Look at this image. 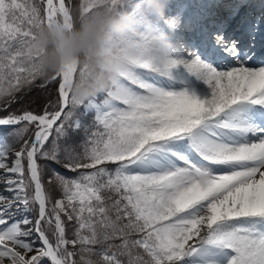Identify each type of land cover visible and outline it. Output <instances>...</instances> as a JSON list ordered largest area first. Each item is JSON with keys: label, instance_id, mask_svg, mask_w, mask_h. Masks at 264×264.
I'll return each mask as SVG.
<instances>
[{"label": "rangeland", "instance_id": "374dc122", "mask_svg": "<svg viewBox=\"0 0 264 264\" xmlns=\"http://www.w3.org/2000/svg\"><path fill=\"white\" fill-rule=\"evenodd\" d=\"M69 1L63 0V3H65L66 9H69L72 18L73 13L68 5ZM78 1L80 14L84 15V13L92 11L88 18L94 26H97L95 31L100 30L102 35L99 31V34L92 40L93 50H88V52L84 51V39L81 34L78 36L79 39L75 40L77 56H80L81 60L82 56H86V58L83 61L84 68L81 71L80 81L70 90L69 96L73 95L70 102L81 103V100H84V111L92 112L104 126L106 138L103 143H100V147L95 148L97 153L106 152L105 160L124 161L121 177L131 190L135 191L136 216H141V220L144 221L139 230V236L143 237L142 242L155 247L160 255L158 264H264V212L253 215L259 222L237 221L236 219L231 222L224 218L217 219L202 229L198 239L187 242L183 235L192 229L188 218L191 215L194 216L195 209L197 211L200 205H203L204 200L196 198L189 205H184L179 199L177 201L174 199V195H178L176 186L170 187L171 183L177 185V182L181 181L184 176L186 179L189 178L188 174L177 175L175 173L177 167L186 168L188 172L190 170L192 173L199 174L201 171H205L207 174L212 169V171H216L214 174L226 176L240 168L244 167L243 169H245L253 166L254 162H250L254 161L252 158H255L258 161L256 163H259V160L264 158L263 155L259 157L251 154L248 157L246 153L242 155V158L239 156V159L234 160V158L222 155L218 151L215 153L200 152L196 147H185L187 141H183L185 138L180 133L181 129L185 126L184 124L191 126L192 129L196 126L195 120L186 112H160L158 105H152L149 100L142 98L134 97L132 101L127 102L115 98L113 93L118 87L131 86L127 80L118 77L117 64L129 50L127 42H130L133 36V34L126 36L129 32L125 28L127 21L124 20V17L131 14L130 18H133L135 14L140 15L137 12L140 3L138 0ZM231 1L234 2V0ZM245 1L239 2L237 12H244L245 16L249 18V15L253 13L251 11L260 6L259 10L255 11L257 13L261 11V13L258 14L259 20L256 22L257 27H254V33L263 37L264 0L253 4L252 8H247ZM39 3L48 5V0H38L37 5L33 0H0V33L5 35L4 40L9 39L11 34L16 35L18 27H24L25 24L34 28L37 37H40L41 31L38 28L44 26L45 20L44 17L39 18L37 11ZM24 4L25 6H23ZM151 8L160 10L158 5H153ZM98 9L102 11H97ZM194 9L196 10V7ZM59 17L60 25L65 31L66 20L61 13ZM73 19H70L69 22ZM248 23L246 21L244 25L243 22L240 25L246 29ZM204 25L211 29L208 22H204ZM84 29L83 31L90 30L91 27ZM95 31H92L90 36L96 33ZM213 32L211 30L207 33L211 41L214 39L211 36ZM84 37L85 40L88 38L85 35ZM257 39L258 37H256L255 43L252 42L251 47H256L259 44L261 38ZM252 49L254 50V48H249L247 51L250 52ZM253 55L245 54L243 58H237L242 63V68L250 67L248 62L253 59ZM135 71L150 84L160 87V82L158 81V84L156 79L148 78L144 70ZM3 75L0 74V81L4 79ZM2 89L3 87L0 86V94L3 92ZM133 93L138 96L149 95L148 92L140 88H133ZM235 111H239V105L224 112L219 120V126L227 129L237 138L243 134H240L239 124L230 122L235 116ZM12 121L9 119V122ZM33 122H37V120ZM7 127L10 126H1L5 129ZM248 129L245 126L242 133H246ZM256 130H260V127L257 126ZM23 131L22 136L16 138L20 144L13 149L5 148L3 144L4 139L8 140L9 136H0V142H2L0 144V222H3L2 230H7L12 225L15 226L17 231L10 235L9 240L24 249L31 257L27 261H15L13 248L2 243L0 244V264H35L42 257L49 260L46 255L42 254L41 243H37L38 239L32 237L33 223L36 221V202L39 198L35 190V177L31 164V153L35 151V147L28 141L30 133ZM38 140L39 138L37 144ZM239 142L248 145L247 139H241ZM165 144L174 146L184 154L183 158L177 159L169 152L166 155L161 154L160 147ZM19 149L18 167L7 171L6 167L11 164L14 152ZM237 154L241 155L242 153ZM237 154L235 153V155ZM164 162L170 163L173 167L164 169L162 167ZM196 176L197 178L194 179L199 180V175ZM11 178H16V184L12 185L9 182ZM72 192L81 202H84L89 192L87 183H84L82 178L77 179ZM169 195L174 197L171 196L175 202L161 208V198H166ZM54 201L56 208L62 211L67 210L66 206H74L73 202L67 203L61 198H55ZM192 217L189 219L192 220ZM59 246L61 247V244ZM33 254H36V257Z\"/></svg>", "mask_w": 264, "mask_h": 264}, {"label": "bare ground", "instance_id": "6f19581e", "mask_svg": "<svg viewBox=\"0 0 264 264\" xmlns=\"http://www.w3.org/2000/svg\"><path fill=\"white\" fill-rule=\"evenodd\" d=\"M240 1L242 0H138L140 4L137 12L140 15L124 17L127 21L125 28L129 32L126 36H133L127 42L129 50L117 64L118 77L127 80L131 86L123 85L113 93L115 98L125 102L132 101L134 97L147 99L152 105H158L160 112H186L195 120L196 126L192 129L184 124L181 129L180 133L185 138L183 141H187L185 147L193 146L200 152L218 151L234 160L239 159V156L242 158L246 153L248 157L251 154L264 157V129L256 130L258 124L264 127V68L238 67L224 51L231 46V35L239 34V38L245 39L252 29H239L246 19L244 12H237ZM260 1L262 0H246V7L252 8L253 4ZM153 5H158L160 10L152 9ZM66 8L63 0H48L49 19L57 21L65 35L59 23V15H63L65 27H68L70 18ZM257 10L259 7L251 12L255 13ZM202 15L212 22L211 29L216 37L217 47L223 50L218 51L206 37L197 39L198 33L202 34L205 27L200 21ZM217 21H220L219 24ZM229 21L230 25L227 24ZM219 30L225 31L226 36L217 33ZM244 43L241 42V45L246 47ZM60 53L62 90H66L75 66L73 49L67 35L60 43ZM261 61H264V45H261V52L251 64ZM135 70H144L148 78L160 82V87L144 80ZM133 88L145 90L149 95L138 96L133 93ZM235 105H239V111H235L230 122L239 124L240 134H243L237 138L219 126L224 112ZM256 105L261 109H257ZM245 126L249 129L242 133ZM241 139H247L248 145L240 144ZM160 152L163 155L169 152L177 159H182L184 155L167 144L160 147ZM239 152L242 154H237ZM259 162V167L201 180H195L194 174L186 168L177 167V175L188 174L189 178L184 176L177 185L171 183L170 187L176 186L178 194L174 195L175 198L171 196L184 205H189L196 198L204 200L203 205L197 211L195 209L194 216L191 215L192 220L188 218L192 229L183 235L184 240L195 241L204 227L220 218L231 222L235 219L259 222L253 215L264 212V158ZM18 165L19 154L15 152L6 170L15 169ZM172 167L167 164V169ZM202 175L206 174L203 172ZM9 182L16 184V178L9 179ZM188 183L190 184L187 185ZM171 196L161 198V208L175 202ZM0 241L7 242L13 248L15 261H27L31 257L24 249L11 243L7 235L2 234Z\"/></svg>", "mask_w": 264, "mask_h": 264}, {"label": "trees", "instance_id": "16d2710c", "mask_svg": "<svg viewBox=\"0 0 264 264\" xmlns=\"http://www.w3.org/2000/svg\"><path fill=\"white\" fill-rule=\"evenodd\" d=\"M33 1L38 4V0ZM78 3V0H70L68 5L73 13L76 33L84 36L83 30L90 24L88 17L92 11L81 15ZM42 10V3H39V18L43 17ZM43 25L38 28L40 37H37L34 28L26 24L18 27L16 35L11 34L9 39L4 40L5 35L0 33V74H4V79L0 81L3 87L0 118L28 111L52 113L60 107L58 78L55 77L58 55L53 36L46 24ZM46 61L49 64L45 68ZM78 118L80 122L74 126V120ZM26 127L32 129L31 125L12 129L17 133L14 136H20ZM98 129L92 115H82L76 103L71 102L60 122L42 142L37 159L41 179L53 208H56L55 198L67 202L70 177L81 170L79 165L92 160V139ZM115 164L109 162L91 167L96 195L90 199L87 207L66 206L67 210L55 209L56 212L52 213L63 227L59 239L67 250L68 264H146L148 260L151 262L147 264H154L156 261L134 243L124 214L130 207L127 197L121 193ZM105 251L113 253L110 254L112 258L107 256L109 261L104 259Z\"/></svg>", "mask_w": 264, "mask_h": 264}]
</instances>
